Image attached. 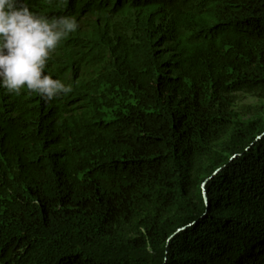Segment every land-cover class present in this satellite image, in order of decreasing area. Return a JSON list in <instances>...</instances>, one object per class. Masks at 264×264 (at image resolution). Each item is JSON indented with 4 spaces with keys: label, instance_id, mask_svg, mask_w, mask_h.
Returning <instances> with one entry per match:
<instances>
[{
    "label": "trees",
    "instance_id": "obj_1",
    "mask_svg": "<svg viewBox=\"0 0 264 264\" xmlns=\"http://www.w3.org/2000/svg\"><path fill=\"white\" fill-rule=\"evenodd\" d=\"M27 4L73 91L0 88V264H264V0Z\"/></svg>",
    "mask_w": 264,
    "mask_h": 264
},
{
    "label": "clouds",
    "instance_id": "obj_2",
    "mask_svg": "<svg viewBox=\"0 0 264 264\" xmlns=\"http://www.w3.org/2000/svg\"><path fill=\"white\" fill-rule=\"evenodd\" d=\"M79 28L75 17H48L30 10L27 0H0V88L22 89L51 101L72 86L45 72L51 55Z\"/></svg>",
    "mask_w": 264,
    "mask_h": 264
},
{
    "label": "rangeland",
    "instance_id": "obj_3",
    "mask_svg": "<svg viewBox=\"0 0 264 264\" xmlns=\"http://www.w3.org/2000/svg\"><path fill=\"white\" fill-rule=\"evenodd\" d=\"M234 98L232 111L236 126L253 121L264 124V98L243 91L237 92ZM229 138L230 136L219 142L216 150L221 151Z\"/></svg>",
    "mask_w": 264,
    "mask_h": 264
}]
</instances>
